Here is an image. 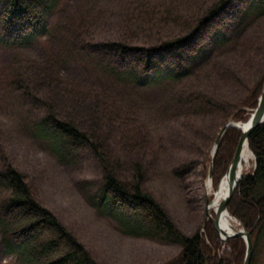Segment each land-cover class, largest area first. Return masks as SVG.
<instances>
[{"label": "rangeland", "instance_id": "rangeland-1", "mask_svg": "<svg viewBox=\"0 0 264 264\" xmlns=\"http://www.w3.org/2000/svg\"><path fill=\"white\" fill-rule=\"evenodd\" d=\"M216 1L60 0L50 17V33L25 45L0 44V171L9 165L17 168L35 198L98 264H173L182 246L128 234L115 218L100 212L89 192L104 180L105 163L89 147L80 151L75 163L61 161L31 131L32 121L41 114L38 104L48 101L63 114L73 112L82 119L76 104L103 117L106 107L96 109L93 100H114L122 112L119 121L112 124V134L107 125L102 131L107 136L104 148L111 152L109 163L118 166L117 177L131 183L139 166L144 171L141 187L161 203L178 227L186 234L204 231L206 222L213 225L207 216V199L219 185L214 168L213 176L209 175L216 140L233 118L230 113L225 122L228 113L264 77V14L251 19L228 44L214 48L181 80L140 88L112 82L83 55L67 57L65 42L77 30L78 44L152 45L189 33L193 22ZM244 3L231 2L210 24L232 19ZM196 93L223 103L224 109L195 112L189 104L176 103L180 94L188 101ZM254 168L253 157L245 172ZM7 193L0 191V197ZM216 234L223 245L232 239L225 241ZM0 264L18 263L0 250ZM256 264H264V248Z\"/></svg>", "mask_w": 264, "mask_h": 264}, {"label": "trees", "instance_id": "trees-1", "mask_svg": "<svg viewBox=\"0 0 264 264\" xmlns=\"http://www.w3.org/2000/svg\"><path fill=\"white\" fill-rule=\"evenodd\" d=\"M59 1L0 0V44L8 47L25 45L50 33V17ZM233 1L217 0L193 22L189 33L161 39L152 45H137L130 41L78 44L75 30L65 42V54L67 57L83 55L112 82L129 87L174 83L190 74L214 48L235 39L251 19L264 14V0H243L245 3L237 7L232 19L211 25L212 20ZM203 34L206 39H201ZM263 84L264 77L241 105L228 113L225 122L234 116L248 120L258 105ZM97 98L93 100L96 109L106 107V116L95 114L84 104H76L74 108L80 110L82 119L78 118L80 114L66 111L63 114L48 101H42L38 104L41 105V114L30 125L33 135L68 164L78 160L84 147L98 152L107 172L104 180L89 192L91 203L100 212L115 218L128 234L181 245L182 251L173 264H243L245 243L241 237H234L223 245L210 222L205 223L204 231L198 229L192 234L184 233L161 203L141 187L144 171L139 166L133 182L117 177L118 166L109 163L111 152L104 148L107 136L102 130L107 125L108 134H112L115 130L112 124L119 121L122 112L114 100L101 99L98 103ZM188 99L185 101L180 94L176 103L189 104L195 112L223 110L225 107L202 93L192 94ZM241 134L240 129L232 126L223 137L215 158L216 185L232 161ZM249 144L256 155V169L242 177L228 209L251 233L255 247L252 264H256L260 250L264 248V122L252 130ZM2 190L8 192L0 197V250L3 253L14 256L18 264H98L56 215L35 198L24 175L12 165L0 171Z\"/></svg>", "mask_w": 264, "mask_h": 264}, {"label": "water", "instance_id": "water-1", "mask_svg": "<svg viewBox=\"0 0 264 264\" xmlns=\"http://www.w3.org/2000/svg\"><path fill=\"white\" fill-rule=\"evenodd\" d=\"M263 122H264V86H263V91H262V94L259 98V102H258L257 107L254 109V111L251 114L248 121L244 122L243 127L241 126L242 121L237 120V118L234 116L224 125V127L220 131L218 138L216 140L214 149H213V158H212V162H211L210 169H209V175H210V177H212L213 176L215 157H216V154L218 152V148H219V146L223 140L225 133L227 132V130L231 126L239 128L242 131V134H241V138L239 140L238 147H237L236 152L232 158V161L230 163V166H229L227 173L225 174V176L222 178V180L220 182V185H221V183L224 181L225 178L230 180V188H229L227 194L225 195L224 199L221 201L218 209L215 211H212V208H211V203H212L211 201L212 200H211V197L208 196V199H207V216L210 218L211 222L213 223L219 237L222 238L223 240L226 241L230 238L237 237V236L244 238V240L246 242V255H245V259H244V264H252L253 255H254V242L252 239V235L245 228V226L242 224V222L236 217L235 218L240 222L241 228H238L234 232H230L228 230H225L224 227L222 226L221 216H222V213L224 211L229 212L228 203H229L236 187L238 186L240 180L242 179V177L244 175L247 174V173H239L238 174V168H239L240 162L242 160V152H243L244 145L247 144L249 146V135H250V133L252 132V130L256 126H258L259 124H261ZM252 153L254 154L253 151H252ZM254 156H255V154H254ZM220 185H219V187H220ZM219 187L216 190V192L219 191Z\"/></svg>", "mask_w": 264, "mask_h": 264}, {"label": "bare ground", "instance_id": "bare-ground-1", "mask_svg": "<svg viewBox=\"0 0 264 264\" xmlns=\"http://www.w3.org/2000/svg\"><path fill=\"white\" fill-rule=\"evenodd\" d=\"M243 125H244V122H242L241 126L243 127ZM253 157H254V154L252 153L250 147L247 144H245L243 148V152H242V160L238 168V174L245 172L246 166L250 164L251 158ZM229 188H230V180L225 178L224 181L221 183L218 192H216V190L211 191L212 188L210 189V191L213 193V197L211 199L212 200L211 201L212 211H215L218 209L221 201L224 199ZM221 218H222V226L224 227L225 230L234 232L238 228H241L240 222L234 216H232L230 212L224 211L222 213Z\"/></svg>", "mask_w": 264, "mask_h": 264}]
</instances>
